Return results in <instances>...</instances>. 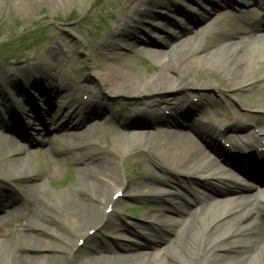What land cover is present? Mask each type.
I'll return each mask as SVG.
<instances>
[{"label":"bare ground","instance_id":"6f19581e","mask_svg":"<svg viewBox=\"0 0 264 264\" xmlns=\"http://www.w3.org/2000/svg\"><path fill=\"white\" fill-rule=\"evenodd\" d=\"M78 1L81 0H9L17 10L35 2L68 7ZM254 1L255 5L264 9V0ZM228 2L230 8L251 6L249 0H241V3ZM117 4L121 6L122 12L111 14L105 22L108 32L105 38L111 42L101 45V52L99 50L98 53L101 61L97 64L91 61L88 69L93 67L101 71L97 75L99 88L114 91L117 102L118 99L125 98L136 103L139 114L131 113L129 124L140 132L139 136L132 135L127 140L131 144L134 140H139V153L155 162L159 169L170 172L171 177L163 179L156 173L145 182L128 179L120 183L115 160L123 155V149H118L123 144V138L117 136L112 147L103 150L86 139L94 128L88 122L104 112L112 99L103 100L91 88L90 78L86 77L82 82L77 80L79 77L61 80V72L54 68L56 76L58 75V82L55 83L57 91L82 95L87 97L88 102H95V105L89 103L87 109L83 106L84 110L81 112L80 104H75L77 98L67 101V95L53 93L54 98L56 95L60 96L57 98V106L55 104L57 108L60 105L59 111L56 112L54 103H51L45 118L47 121L42 115H38L42 130L51 127L60 138L66 140L67 148L63 150L69 151L81 165L77 168L78 177L72 189L65 188L52 196L43 188L45 182L39 176L22 170L30 156H36L37 153H30L14 136L8 141L1 140L0 160L9 161L12 170L11 175L0 174V224L13 223V219L8 217L12 208L7 206L10 197L2 186L3 180L12 177L21 187L34 193L31 192L20 200L21 206L26 207L28 217L21 228L24 230V237L33 243H25L17 251L10 250L8 245L15 238L8 237L3 242L6 245L0 248V264H215L204 257L225 255L226 248L221 244L225 240H229L232 247L240 246L244 251H249L247 257H258L259 264H264V188L257 193H250L258 181H264V172L242 173V176L254 180L250 184H244L236 174H224L217 161L208 159L209 154L202 141L191 133L198 129L210 149L225 156L227 163H237L233 158L246 154L251 149L256 151L260 148L264 152V110L251 101L248 108L253 109L252 112L239 111L212 118L206 109L205 117L199 116L197 126L196 123L169 118L177 117L179 110L186 104L193 105L197 111L200 107H209L214 101L212 97L203 94L202 99L193 103L187 95L175 98L174 102L162 96L163 92L172 90L219 88L220 91H230L231 98L242 106L239 103L242 96L249 97V94L264 92V44L255 38H251L252 41L249 42L238 40L240 34L247 32L217 29L218 23L210 21V13L204 12L205 20L197 19L190 12L180 11L177 5L170 4L168 0H118ZM168 12L179 14V22L172 19ZM235 18L244 25H251L252 31L248 33L256 31L254 26L257 23L245 20L241 14H234L228 23L234 25ZM159 19L172 25L169 32H161V40L152 35L151 29L145 30L147 33L135 31L140 25L146 27L145 22ZM124 35H129L127 37L130 38H123ZM122 46L129 49L138 47L144 52L146 60L156 63L158 70L155 74L142 80L123 59L124 55L113 56L108 52L112 47L120 49ZM35 66L39 65L32 64L31 68L15 66L14 75L3 72L0 75V96L7 97L10 90H15L10 93H18L16 90L26 92L24 90L27 87L38 86L41 81L37 72L30 79L25 75ZM39 69L45 71L43 68ZM161 103L165 109H170L169 115L164 113L151 118L139 116L154 113L152 109ZM67 108L71 109L66 114ZM118 111L114 109V112ZM6 112L10 118H0V127L24 133L26 128L21 124L18 114L13 110ZM80 112L81 116L77 119ZM155 123L159 126L155 133H151L150 125ZM250 124L261 129L257 133L248 131L242 134H225L228 130L235 131ZM222 139L230 142V148L220 144ZM242 139L245 141L241 142ZM26 142L31 144L32 140L27 139ZM249 154L252 156L254 153L251 151ZM240 164L237 163V166ZM196 174L204 179L198 183L202 189H198V196L194 197L202 208L198 212L187 211L182 209V205L189 206L193 201L184 193L176 192V181L182 176L191 179ZM133 186L143 190L145 196L158 200L148 205L144 216L147 222L144 225L127 224L119 215L121 210L112 208L116 207L120 196L128 195L127 191ZM118 192L119 195L115 196ZM242 192L249 193L239 195ZM213 193L227 196L220 202H215ZM130 197L135 198V195ZM169 197L178 200L173 210L166 205ZM166 210L181 217V222L178 224L175 218L164 214ZM239 221L244 223L236 226ZM96 232H107L111 239L103 244L96 239L92 240L79 250V242L88 241ZM124 233L136 235L137 243H123ZM245 255L232 253L227 257ZM252 263L254 260L247 262Z\"/></svg>","mask_w":264,"mask_h":264},{"label":"rangeland","instance_id":"374dc122","mask_svg":"<svg viewBox=\"0 0 264 264\" xmlns=\"http://www.w3.org/2000/svg\"><path fill=\"white\" fill-rule=\"evenodd\" d=\"M72 1V0H71ZM165 1V0H164ZM178 1L182 3H189L186 0H168L170 4H177ZM218 4H221L220 0H216ZM234 2H240L241 0H232ZM252 2V0H251ZM104 4L101 6V4ZM118 0H81L76 2L74 5L68 7L47 6L41 2H35L33 5L22 6L21 9L13 6L9 0H0V75L3 72H8L10 75H14L15 66L31 68L32 64H38L39 66L28 70L26 73L27 79L39 75L41 81L38 86L27 87L26 92L10 93L8 92L7 97L0 96V118H6L4 114L6 110L12 108L13 111L18 112L22 118V124L28 129L27 132L22 134H16L14 137L18 143L25 145L30 153H37V155L30 156L29 162H26L22 167V170L32 174H36L45 183L43 188L50 195H54L58 191H62L65 188L72 189L74 187V181L78 177L77 168L81 166L74 159L69 151L63 150L67 148L66 140L60 138L54 129L42 130L38 121L37 115H42L44 119L47 117L48 110L51 103L56 104L57 98L62 94L67 95V101L73 98H77V102H81L82 97L77 95H71L70 92H60L55 88V83L58 82V75L54 71L56 68L61 72V80L79 77L81 82L86 77L90 78L92 82L88 81L103 100L112 99L109 102L110 105L104 108L105 111L99 116L93 117L88 123L93 125L92 132L86 137L96 144L101 150L109 149L112 147L113 142L117 136L123 138V144L118 146V149L122 150V157L115 161L116 172L119 177V182L123 183L124 180L133 179L141 182L148 181L152 176L159 173L161 178L169 179L171 173L159 169L157 164L150 160L145 155L139 153V140L131 142L127 138L132 135L139 136V130L128 125L129 112H138L136 103L125 98L116 100V94L114 91L104 88H99L98 74L101 73L97 68L91 67L88 69V65L97 64L101 61L98 56L99 50L101 52V45H107L111 40L107 37V28L105 22L109 20L111 14H120L121 6L118 4ZM191 4V3H190ZM12 10V11H9ZM163 13L162 11L160 12ZM245 20H261L263 17V10L251 5V7L243 12ZM231 16L229 15L228 9L218 7L212 12L213 22H219L217 29L227 28L230 31L240 30L243 33L247 31L248 27L242 22H239L236 18L234 25L228 23ZM144 25H140L135 31L151 29L154 37L159 36L160 32L166 29V24L159 20H151ZM146 28V29H145ZM130 30V29H129ZM127 30V31H129ZM167 30V29H166ZM163 32V31H162ZM129 35H124L123 38L129 39ZM238 40L244 39L245 35L240 34ZM253 36L248 38V42L252 41ZM252 38V40H251ZM160 38L159 40H161ZM104 40L106 42H104ZM255 40V39H254ZM257 41V39H256ZM255 42V41H254ZM259 43L264 44L263 41ZM129 49L124 46L120 49H114L112 47L108 52L112 53L113 56H123L124 60L134 68L135 73L142 79L146 80L155 74L158 70L156 63L147 62L144 60L145 53L137 49ZM122 58V57H121ZM103 62V61H102ZM39 68H43L45 71H41ZM37 72V74H36ZM49 75V76H48ZM193 79V75L191 76ZM36 80V81H39ZM15 94V95H14ZM205 94L212 97L214 101L209 107L201 108L197 111L191 104L183 105L181 110L178 112V117L186 122L196 123L198 126V118L203 117L205 110L207 114L214 118V116H224L228 113L241 112H252L253 109H249L248 105L251 101L255 102L259 109L264 110V92H255L249 94V97L242 96L239 100L240 105L231 98L230 91H220L211 88H187L185 90H172L163 92V98H170L174 102L175 98L182 96H190L193 103H197L201 96ZM206 96V97H207ZM52 99H51V98ZM6 98V99H5ZM178 101H176L177 103ZM118 103L120 105H118ZM95 105V103H92ZM173 104V103H172ZM85 105V104H84ZM27 106L25 112H21L20 108ZM198 107V105L196 106ZM119 110L118 112H114ZM5 110V111H4ZM59 108L56 107V111ZM125 110V111H124ZM69 111V110H68ZM128 111V113H125ZM155 113H168L170 109H165V106L161 103L152 109ZM154 114V115H156ZM205 117V116H204ZM48 119H46L47 121ZM150 129L151 133H155V126ZM41 128V129H40ZM251 128L253 125L246 126L238 133H244ZM258 129V127H256ZM38 132V134H37ZM231 131H228L230 133ZM20 135V136H19ZM13 135L9 136L0 127V142L1 140H10ZM13 137V138H14ZM32 138V139H31ZM27 139L32 140L31 144L26 142ZM55 151V152H53ZM1 153V147H0ZM209 159V158H208ZM118 160V161H117ZM211 160V159H210ZM12 165L7 160H0V174L11 175ZM224 174H230L224 170ZM188 178L182 176L176 181V192H181L187 195L190 201H193L189 206L182 205L184 210H194L196 212L201 211V206L195 201L194 197L198 196V189H202L198 183L204 181V179L198 174ZM38 180V179H36ZM211 181V180H210ZM244 182L249 183L248 180ZM3 188L7 195L10 197V202L7 205L8 208H12L9 218L13 219V223L10 225H0V248L3 247V242L8 237L14 236L13 243L8 245V249L17 251L23 244L33 241L27 240L24 237V230L21 228L23 224L28 220L26 207L21 206L20 200L30 195L32 190H28L25 187H21L20 183L10 177L8 180H3ZM261 189L260 187L255 188L250 193H257ZM112 191V190H111ZM128 195L124 194L120 196L114 209L121 210L119 214L124 218V222L133 225H144L145 212L148 210V205L156 203L158 200L153 199L149 196H145L143 190H139L136 186L131 187L128 191ZM34 193V192H32ZM249 192H242L239 195L247 194ZM119 194V192H118ZM135 195V198L130 197ZM137 196V197H136ZM215 202H220L222 198L226 197L223 194L213 193ZM177 200L173 197H169L166 201L168 208L173 210ZM106 209V208H105ZM107 211L110 208L106 209ZM171 210H166L164 214H167L170 218H175L178 224L181 222V217L175 216ZM199 219V216H197ZM244 222L239 221L236 226L242 225ZM255 235V234H254ZM97 240L98 243H102L111 239V236L107 232L100 233L96 232L95 235L91 236L88 241L79 242V250L85 248L88 242ZM138 237L130 233H124L122 237L123 243L132 245L137 243ZM226 248V253L222 257H204L206 260H212L215 264L227 263V264H247L250 260H254L252 264H259L260 259L258 257H247V250L244 251L240 246L232 247L233 244L230 241H224L221 243ZM6 245V244H5ZM4 245V246H5ZM232 253H245V257H227ZM203 258V257H202ZM203 258V259H204ZM261 258V257H260Z\"/></svg>","mask_w":264,"mask_h":264}]
</instances>
